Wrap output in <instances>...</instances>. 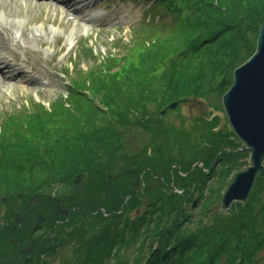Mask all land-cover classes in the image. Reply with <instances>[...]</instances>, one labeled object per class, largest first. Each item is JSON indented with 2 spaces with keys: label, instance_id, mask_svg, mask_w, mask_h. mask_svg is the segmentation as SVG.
I'll return each instance as SVG.
<instances>
[{
  "label": "trees",
  "instance_id": "trees-1",
  "mask_svg": "<svg viewBox=\"0 0 264 264\" xmlns=\"http://www.w3.org/2000/svg\"><path fill=\"white\" fill-rule=\"evenodd\" d=\"M156 2L166 5L169 11L166 12L179 26L173 34V40L154 44L144 52L138 63H129L126 57L124 60L110 58L106 69H95L86 75L80 73L79 78L72 80L68 97L59 98L50 108L34 103L32 110L19 111L3 117L0 121V213L4 207L7 208L0 224V255L9 253V249L15 250L14 257L23 252L27 255V251L21 248L24 249L29 243L33 226L38 215L42 213L50 221V233L39 238L33 237L35 247L32 260L39 261L40 257L55 252L58 246H53L59 244L62 237L74 238L78 250L76 262L69 263L71 258L66 264H104L106 259L113 258L111 253L119 244L120 238L116 239L115 236L111 241L106 236L92 243L84 238L83 226L88 220L97 217L104 220L106 216L101 211L103 208L116 219L121 216L118 214L123 206L125 208L138 205L132 202L135 197L132 193L130 200L125 203L129 195L130 178L119 184L110 178L111 172L120 173L134 167L143 171L146 167H151L153 172L160 171L165 174L171 184V167L175 162H183L181 171L187 174L201 160L198 158L201 155L205 167L208 168L216 154L222 148L230 146L228 144L232 142L231 134L224 136L210 133L211 138L215 137L214 143L211 140L208 146L211 153L208 155L207 151L203 154L197 152L193 157L191 149L177 148V143L171 141L170 130H166L163 123L154 121L156 112L149 110H162L183 98L208 99L213 94V88L223 78L230 77L247 55L250 57L255 53L259 31L264 25V0ZM158 31L159 28H153V32ZM124 62L128 63L121 67ZM164 64L166 66L162 70L161 66ZM129 76H143L144 81L138 86L130 84ZM140 134L151 138L148 147L141 150L139 148L138 151L131 145H126L131 135ZM156 143L159 154L168 149V157L178 150L181 160L175 158L159 163L163 159L157 155L155 161L158 164L152 162L148 148ZM187 154L192 156L189 161L184 158ZM233 157L236 160L238 157L244 158L245 155L227 151L219 161L225 165L234 162L231 161ZM213 173L214 171L210 175ZM79 174L84 177L86 187L83 195L70 196L68 201L65 193L57 194L65 190L71 195L74 180ZM192 175L196 176L193 179V188H196L199 177L203 181L206 176L209 177L200 169L194 170L188 176ZM180 179L186 181L179 174L174 176L175 184L181 183ZM158 182L157 187L151 185L148 193L151 206L157 202H160V208L167 203L176 206L178 198L182 204L183 199L178 195L184 188L174 194L160 180ZM18 194L24 198L21 205L14 199ZM187 194L191 197L193 195L192 192ZM51 195L54 198L51 199ZM34 196L39 199L27 207L28 201ZM251 198L252 195L244 211L240 204L232 208L240 212L235 218V230L231 237L236 239V243H241L247 253V256L241 255L242 262L258 264L259 260L255 261L256 255L264 252V226L253 221L255 214L251 208ZM57 201L67 204L77 202L79 210L74 212V217L63 219ZM107 205L111 206L110 210ZM14 210L23 218L22 224L14 221ZM156 212L159 213L157 209ZM57 221H63V226L57 225ZM137 221L142 223L140 218ZM136 227L134 224L132 229ZM173 227L174 225L171 228ZM173 230L154 234L159 238L158 247L153 248L156 242L150 246V253L147 254L149 257L142 264H211L208 258L196 263L193 260L196 257H188L191 250H202V244L198 243L195 235L180 236V229L175 233ZM226 233L221 237L225 241L228 239ZM238 234L245 236L242 242L239 241ZM56 236L60 239L57 240ZM172 236L176 239L171 238ZM146 241L147 245L149 239ZM229 251L230 244L226 243L222 250L227 260L225 264L229 262ZM201 254L203 256V251ZM253 258L255 262H252ZM4 261L0 256V264Z\"/></svg>",
  "mask_w": 264,
  "mask_h": 264
},
{
  "label": "rangeland",
  "instance_id": "rangeland-1",
  "mask_svg": "<svg viewBox=\"0 0 264 264\" xmlns=\"http://www.w3.org/2000/svg\"><path fill=\"white\" fill-rule=\"evenodd\" d=\"M150 2V0H89L87 4L85 0H72L67 3L60 0H51L50 2L49 0H0V41L5 46L3 57L8 60L10 65H2L0 68V121L3 117L14 115L19 111L32 110L34 101L42 103L48 109L51 105H55L59 98L67 97L69 81L63 73L75 81L77 77L79 78L80 73L86 75L95 69H106L113 57L115 60H124L126 57L129 63L132 61L138 63L139 58L145 54L144 52L151 49L154 44L173 40V34L179 29L178 24H175L173 18L168 17L165 13L161 15L163 11L160 5L154 4L152 8H149L148 3ZM149 15L152 16L150 21L154 25L163 27L162 30L153 32L146 26L150 25L148 24ZM157 19L160 20V23L155 24ZM161 20L163 21L161 22ZM72 34H74V39L69 41L68 37ZM247 56L241 65L250 59L251 56ZM125 63L128 62H124L121 67ZM165 66V64L161 66V69L163 70ZM229 76L230 83L226 89L219 93H213L206 100L220 108L223 107L222 97L233 85V74ZM143 81V76H129L128 82L138 86ZM207 102L204 103L205 105L202 104L201 108L195 109V115L206 113L203 109L207 107L209 103ZM96 103L100 105L97 101ZM196 105L200 104L196 103ZM194 106V101L186 106H180L179 110L170 112L172 120L164 116L165 124H162L166 130H170L171 141L177 143V148L191 149L193 157L197 152L198 154L209 152L208 145L211 140L214 143L215 138L208 136L212 132L206 131L207 125L202 118L199 121L191 122L188 108ZM149 111L160 114L161 109H150ZM182 119L185 120L184 123ZM169 123L172 126H169ZM170 127H174V129H170ZM230 141L228 145L235 147L236 141ZM150 143L151 138L146 134L131 135L126 141V145H131L138 151L139 148L141 150L148 147ZM156 150V153L153 151L155 154L152 155V162L158 156L163 159L159 163H163L164 160L181 159L178 150L168 157V149H164L161 154L158 153L160 152L158 148ZM191 157L188 154L185 155L186 159ZM198 158L202 159L203 157L201 158L200 155ZM241 159L238 157L234 160L233 157L231 161L234 162L216 166L213 175L204 176V181L201 177L198 178L196 188L192 186L196 176L192 175L188 178L184 175L181 177L186 181L180 179L181 183L176 182L174 185L176 187L172 191L176 194L184 188L178 195L183 199L182 204L178 198L176 206L167 203L166 206L160 208V202H157L154 206L145 207L144 198L136 195L132 202L138 205L136 207L125 206L122 213L118 214V216L121 215L119 218L115 219L110 215L104 220L99 217L88 220L89 222L83 226L85 228L84 238L92 243L97 239L98 241L102 240L106 236L111 241L115 239V236L116 239L120 238L119 244L111 253L113 258L106 259L104 264H142L149 257L147 254L150 253V247L148 248V246L153 245L154 242L156 244L153 248L158 246L159 238H156L154 234L169 229H174L175 233L180 229V236L195 235L199 240L198 243L202 244L200 245L202 250H191L188 253L190 259L196 257L193 259L196 263L208 258L211 264H225L227 260L222 250L226 243H229L228 264H247L242 262L241 255L247 256L242 244L236 243V239L231 237V233L235 230V218L238 217L237 214L240 211L232 209L226 215L220 212L222 193L227 187L226 181L234 171L243 167L240 165ZM213 163L210 164V167ZM156 164L158 163L156 162ZM173 176H177V173L172 174ZM169 180L167 178L166 181ZM257 183L251 198V208L255 214L253 221L264 226V175L258 179ZM167 188L171 189L170 186ZM191 192L193 193L192 197L187 194ZM61 193H65L66 196L70 195L65 190L57 194ZM147 200L148 202L145 201V203L151 204L149 199ZM107 208L110 210L111 206L107 205ZM241 208L244 211L246 207L244 205ZM5 209L7 208L4 207L0 213V224L3 215L7 213ZM156 209L159 213L156 212ZM63 210L66 209L63 208ZM103 210L106 209L103 208ZM74 212L75 210L72 213L67 212V217H74L76 215ZM16 213L17 211L14 210V214ZM95 215L97 214L95 213ZM138 218L142 219V223L137 221ZM14 221H16L15 218ZM134 224L137 227L132 229ZM173 225L174 227L171 228ZM49 233L46 230L39 233L36 238ZM225 233L228 235L227 241L221 239ZM95 236L96 238H93ZM244 237V235L240 236L239 241L242 242ZM171 238H175V236ZM56 239L60 238L56 236ZM73 239H62L61 237L59 244L56 242L57 245L53 246L54 248L58 246L55 252L40 257L39 261L32 260L33 254L30 252H27V255L23 252L14 257L15 250L9 249V253L4 252L1 253L3 255H0L5 259L2 264L9 262L11 264H66L71 258L69 263H74L78 258V250L75 245L76 241ZM146 239H149L147 245L145 244ZM201 251H203V256ZM74 254L76 255L74 256ZM84 254L85 252L80 255V258ZM256 256L255 261L259 260L258 264H264V252ZM255 264L257 263L255 262Z\"/></svg>",
  "mask_w": 264,
  "mask_h": 264
},
{
  "label": "water",
  "instance_id": "water-1",
  "mask_svg": "<svg viewBox=\"0 0 264 264\" xmlns=\"http://www.w3.org/2000/svg\"><path fill=\"white\" fill-rule=\"evenodd\" d=\"M233 77L234 84L223 97V116L228 117L233 132L244 146L235 152L247 153L250 158L248 165L234 172L227 181L221 205L224 213L236 203L245 205L248 202L257 178L264 172V25L260 29L256 53L234 71ZM228 83V78H224L214 91L223 90ZM187 102V99L175 102L162 114ZM81 180V176L76 179V192L82 187Z\"/></svg>",
  "mask_w": 264,
  "mask_h": 264
},
{
  "label": "flooded vegetation",
  "instance_id": "flooded-vegetation-1",
  "mask_svg": "<svg viewBox=\"0 0 264 264\" xmlns=\"http://www.w3.org/2000/svg\"><path fill=\"white\" fill-rule=\"evenodd\" d=\"M201 106H202V103L200 105H196V103H195L194 107H189L188 108V113L190 114L189 116H190L191 122L193 123L194 121H199L202 118V120L206 123V125L210 126L211 123H215L218 120V128H220L219 133L224 132V127L227 124L226 119H221V118L216 117V116L214 117L213 112L209 111L205 107L203 109V110L206 111L205 114H203V115H195V113H194L195 109L201 108ZM169 119L172 120V118H169ZM232 140L234 141L235 139L232 138ZM235 141H236V144L238 145V141L237 140H235ZM226 148H228V147H226ZM209 153H211V152L209 151L208 155H209ZM182 163L183 162L178 163L177 166L179 168H182L183 167L181 165ZM199 164L203 165V164H205V161L201 159L199 161V163H197V166ZM128 171H129V175H132L134 177V179L137 181L136 182L137 188L140 187V190H142V191L143 190H148L150 188L149 181H150V175L151 174H152L151 177L153 178V180H160L161 179L162 185H167V183H166L167 176L165 174H161V173H160V175L156 174L155 172H153L151 167H146L143 171H139L138 167H134V169L128 170ZM153 184L156 185V187L158 186V184L155 181H153ZM32 247H34V246L32 245ZM29 251H30V249H29Z\"/></svg>",
  "mask_w": 264,
  "mask_h": 264
},
{
  "label": "bare ground",
  "instance_id": "bare-ground-1",
  "mask_svg": "<svg viewBox=\"0 0 264 264\" xmlns=\"http://www.w3.org/2000/svg\"><path fill=\"white\" fill-rule=\"evenodd\" d=\"M68 1H72V0H67V2ZM72 3V2H71ZM0 18H1V16H0ZM1 24V23H0ZM73 37H74V34L71 36V39H73ZM4 54H5V46L3 45V43L0 41V68L2 67V65L3 66H5V65H9V62L6 60V58L5 57H3L4 56ZM207 108H209V109H219L220 107L219 106H217V105H215V104H213V103H208L207 104Z\"/></svg>",
  "mask_w": 264,
  "mask_h": 264
}]
</instances>
